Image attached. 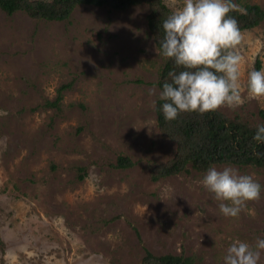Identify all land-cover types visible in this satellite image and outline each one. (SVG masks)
<instances>
[{
	"label": "rangeland",
	"instance_id": "1",
	"mask_svg": "<svg viewBox=\"0 0 264 264\" xmlns=\"http://www.w3.org/2000/svg\"><path fill=\"white\" fill-rule=\"evenodd\" d=\"M148 12L82 5L49 22L0 11V264H142L146 252L224 264L231 243L264 238V191L230 218L200 183L206 172L153 180L176 145L158 128L167 58ZM243 32L244 102L219 110L264 124V97L247 92L248 73L264 67V21ZM120 156L134 166L113 167ZM225 166L264 186V169Z\"/></svg>",
	"mask_w": 264,
	"mask_h": 264
},
{
	"label": "clouds",
	"instance_id": "2",
	"mask_svg": "<svg viewBox=\"0 0 264 264\" xmlns=\"http://www.w3.org/2000/svg\"><path fill=\"white\" fill-rule=\"evenodd\" d=\"M169 7L171 12L162 22L160 52L184 70L169 72L159 93L165 120H176L182 112L204 114L242 105L238 46L245 34L229 13L246 14V10L234 0H182V4L173 0ZM247 92L250 97H264V67L248 73ZM149 94L155 95V90ZM253 139L264 143V124L256 126ZM200 183L214 194L220 213L230 218H238L247 203L259 200L264 191L253 175L241 174L232 166H210ZM262 251L264 238L254 243L237 240L228 247L224 264H259Z\"/></svg>",
	"mask_w": 264,
	"mask_h": 264
},
{
	"label": "trees",
	"instance_id": "3",
	"mask_svg": "<svg viewBox=\"0 0 264 264\" xmlns=\"http://www.w3.org/2000/svg\"><path fill=\"white\" fill-rule=\"evenodd\" d=\"M140 4L148 7V28L160 50L159 41L164 36L162 22L171 12L164 0H0V11L8 16L23 12L35 20L62 22L69 20L77 7L82 5L126 11ZM241 8L246 10V14L233 11L229 15L238 20L242 31L253 29L264 21V10L260 6L244 4ZM181 70L184 69L178 68L172 59L167 58L156 83L159 91L169 80V72L178 73ZM257 70H260V62ZM69 86H63V90ZM163 103L158 100L155 107L158 128L162 136L175 143L176 149L172 159L153 169L154 181L190 170L206 172L210 166L224 164L264 169V156L254 154L264 153V143H257L253 139L257 125L239 116L230 118L220 110L204 114L182 112L176 120L166 121L162 112ZM57 105L58 101L47 103L48 107ZM112 166L128 169L134 166V162L128 156H120ZM80 178L83 179L82 175ZM3 246L0 239V247ZM142 264H194V261L191 257H156L146 252Z\"/></svg>",
	"mask_w": 264,
	"mask_h": 264
}]
</instances>
